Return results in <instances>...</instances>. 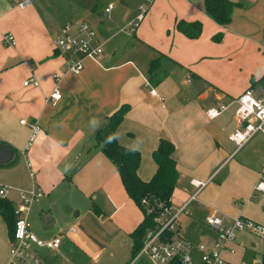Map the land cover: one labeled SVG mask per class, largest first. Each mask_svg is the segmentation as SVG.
<instances>
[{"label":"crops","instance_id":"crops-1","mask_svg":"<svg viewBox=\"0 0 264 264\" xmlns=\"http://www.w3.org/2000/svg\"><path fill=\"white\" fill-rule=\"evenodd\" d=\"M63 1L33 0L21 9L15 0H0V142L15 153L9 164L0 165V185L10 188L12 207L21 191H43L27 214L30 229L40 217L34 234L43 239L60 235L61 243L54 251L33 247L41 264L131 261L132 233L144 214L95 141L122 105L127 110L114 137L139 152L140 179L147 181L156 171L152 152L159 139L174 144L177 180L170 203L188 202L189 211L178 218V235L194 246H213L217 232L204 220L212 213L264 225V196H251L264 162V137H254L227 160L235 149L228 139L236 127L233 105L212 119L206 113L250 86H262L264 0H231L235 5L225 26L205 13L204 0ZM109 4L113 7L105 14ZM81 14L94 28L103 54L98 60L83 58L75 74L67 70L68 55L54 48L53 39L64 23ZM181 19L200 21L201 34L188 38L177 31L174 25ZM6 31L14 45H2ZM218 32L221 39L214 40ZM153 60L157 71L150 79ZM54 74L61 97L53 106L45 97L55 86ZM32 77L37 86L23 85ZM22 119L39 126L28 147L31 131ZM206 181L200 189L194 184ZM46 215L52 219L42 223ZM71 226L76 232L69 231ZM9 239V225L0 214V264H8ZM245 244L236 237L234 253H223L227 264H240Z\"/></svg>","mask_w":264,"mask_h":264},{"label":"built area","instance_id":"built-area-1","mask_svg":"<svg viewBox=\"0 0 264 264\" xmlns=\"http://www.w3.org/2000/svg\"><path fill=\"white\" fill-rule=\"evenodd\" d=\"M33 0H15L14 5L24 9L31 6ZM113 7L109 4L104 13H108ZM142 14H139L140 19ZM136 25V23H134ZM5 45H14L15 38L10 33L2 35ZM54 48L68 55L67 70L78 74L83 65V58L98 60L103 54L102 43L96 40L95 30L87 22H67L61 26L53 39ZM81 55L82 58H78ZM55 86L45 97V103L56 105L61 97L58 87L59 75L54 74ZM32 83L37 86L35 78L27 79L23 85ZM148 84V83H147ZM150 93L163 98L151 88ZM233 105V119L236 127L228 135V139L235 145L234 151L227 158L230 159L238 149L250 142L257 135L264 136V87L246 88L230 102L209 108L206 113L209 118H215L227 112ZM21 123L27 125L31 131L27 146L34 140L39 132L36 121L22 119ZM29 175L34 176V170L29 167ZM211 179V178H210ZM209 179V180H210ZM206 182H194L200 189ZM10 188L0 185V197L7 198ZM259 193L264 196V162L257 172V180L253 185L251 196ZM43 196L40 188L32 187L19 193V202L13 209L14 225L10 236V255L8 264H41L34 248H46L57 250L61 243V236L56 235L49 239H43L34 234L30 229L27 214L32 205L38 203ZM194 198V197H192ZM147 213H152L153 228L146 230L140 249L134 254L128 264H227L224 252L234 253L231 243L237 234L246 232L254 237L264 240V225L250 218L238 216L229 219L224 213H212L205 217V223L217 232L213 246H194L190 241L177 234L178 218L181 214H189L188 202L179 207H173L170 202L145 197L141 200ZM70 232H76V227L71 226ZM196 252V254H195ZM256 264H262L261 258Z\"/></svg>","mask_w":264,"mask_h":264},{"label":"trees","instance_id":"trees-1","mask_svg":"<svg viewBox=\"0 0 264 264\" xmlns=\"http://www.w3.org/2000/svg\"><path fill=\"white\" fill-rule=\"evenodd\" d=\"M234 5L235 3L231 0H204L203 8L205 13L215 22L225 26L231 20V11ZM174 28L188 38H197L201 34L202 24L198 20L185 21L181 19L175 22ZM213 39H221V33L215 34ZM155 63L156 60H153L149 67L150 79L156 70ZM161 77L163 76H156L155 78L159 80ZM258 81L264 87V74ZM126 110L127 106L122 105L113 112L109 116L106 125L97 131L95 141L105 155L115 164L126 192L139 205L144 214L141 223L132 233V255L134 256L142 245L146 230L154 227L153 215L146 212L141 200L148 197L151 200L170 202L177 180V170L176 162L172 157L174 151L173 142L168 138H160L157 147L152 152V157L157 165L155 173L147 181L139 178L137 174L140 161L139 152L136 149L121 145L114 137V130L122 120ZM13 209L14 207H12L7 198L0 197V214L9 225L10 236L13 232L15 219ZM260 258L262 264H264V240Z\"/></svg>","mask_w":264,"mask_h":264},{"label":"rangeland","instance_id":"rangeland-1","mask_svg":"<svg viewBox=\"0 0 264 264\" xmlns=\"http://www.w3.org/2000/svg\"><path fill=\"white\" fill-rule=\"evenodd\" d=\"M63 2L67 3V0H65ZM83 14H81L79 16L80 18H76V19L74 18L75 20H73V21H83L85 19V17L82 16ZM89 26L91 27L90 24H89ZM91 28L94 29L93 27H91ZM6 33H9V31H6ZM1 43H2L3 46H6L2 42V39H1ZM257 136H262V135H257ZM28 190H30V189H28ZM25 191H27V190H25ZM182 218H183V215L180 216L179 220L182 219ZM38 222H40V217L37 218V221L31 222V225H32L31 226V229L32 230L34 229V226ZM237 238L238 239H244L245 240V243H246L245 244V250L243 251V253L240 252L241 255L243 254L242 255V258H241V261H240V264H256V260L257 259H260V255H261V253L263 251V240L260 239V238H257V237H253V236L246 235V234H241V233L240 234H237ZM235 256H236V260H238V258L240 257V255H235ZM42 260H43V258H42ZM44 261H47V260H45V258H44ZM43 264H45V262Z\"/></svg>","mask_w":264,"mask_h":264},{"label":"water","instance_id":"water-1","mask_svg":"<svg viewBox=\"0 0 264 264\" xmlns=\"http://www.w3.org/2000/svg\"><path fill=\"white\" fill-rule=\"evenodd\" d=\"M15 157L14 150L7 144L0 142V164H8ZM50 215L42 217V223H48L51 220Z\"/></svg>","mask_w":264,"mask_h":264}]
</instances>
